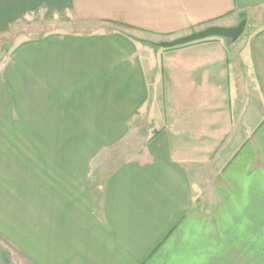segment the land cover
I'll return each mask as SVG.
<instances>
[{
	"label": "crops",
	"instance_id": "0c3cea01",
	"mask_svg": "<svg viewBox=\"0 0 264 264\" xmlns=\"http://www.w3.org/2000/svg\"><path fill=\"white\" fill-rule=\"evenodd\" d=\"M240 13L260 23L240 43L140 37ZM23 21L54 27L0 53V246L24 264H264V0H0V41Z\"/></svg>",
	"mask_w": 264,
	"mask_h": 264
},
{
	"label": "rangeland",
	"instance_id": "374dc122",
	"mask_svg": "<svg viewBox=\"0 0 264 264\" xmlns=\"http://www.w3.org/2000/svg\"><path fill=\"white\" fill-rule=\"evenodd\" d=\"M259 25L260 23L255 24L254 29H251L248 25H246L243 33L236 41L239 43L242 42L253 30H256ZM52 27L54 26H51V24H40L33 21H23L15 24L11 27L9 33H7V36L3 37V39L0 41V53L2 54L5 52L6 43L18 42L27 38H36L51 30ZM140 37L143 38L141 39L143 42L148 43L149 45L161 40L158 38H152L149 35H140ZM0 264H24V262L16 253H12L8 248L0 246Z\"/></svg>",
	"mask_w": 264,
	"mask_h": 264
},
{
	"label": "water",
	"instance_id": "95a60500",
	"mask_svg": "<svg viewBox=\"0 0 264 264\" xmlns=\"http://www.w3.org/2000/svg\"><path fill=\"white\" fill-rule=\"evenodd\" d=\"M240 20L233 26L209 25L202 29L193 31L186 35L178 36L170 40H160L156 42L157 47L172 48L195 41L203 40L210 37H221L229 41H236L243 33L246 26V17L244 13H240Z\"/></svg>",
	"mask_w": 264,
	"mask_h": 264
},
{
	"label": "trees",
	"instance_id": "16d2710c",
	"mask_svg": "<svg viewBox=\"0 0 264 264\" xmlns=\"http://www.w3.org/2000/svg\"><path fill=\"white\" fill-rule=\"evenodd\" d=\"M152 45H153L154 47H157V46H156V43H153Z\"/></svg>",
	"mask_w": 264,
	"mask_h": 264
}]
</instances>
